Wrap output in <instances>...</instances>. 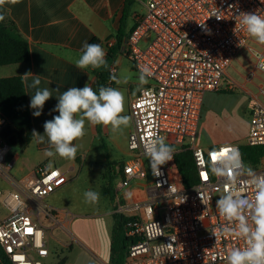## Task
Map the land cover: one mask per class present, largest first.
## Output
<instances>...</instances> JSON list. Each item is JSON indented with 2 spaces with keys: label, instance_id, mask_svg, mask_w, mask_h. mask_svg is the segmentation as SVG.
<instances>
[{
  "label": "built area",
  "instance_id": "1",
  "mask_svg": "<svg viewBox=\"0 0 264 264\" xmlns=\"http://www.w3.org/2000/svg\"><path fill=\"white\" fill-rule=\"evenodd\" d=\"M241 11L264 15V0H146L125 40L122 51L134 70L140 74L148 67L152 75L129 105L130 158L120 169L119 187L145 179L150 172L152 188L147 201L122 206L132 218L126 234L133 240L124 264H227L228 253L245 245L235 232H222L231 222L215 207L227 185L226 177L217 176L213 168L237 153L234 166L239 168L243 164L239 146L204 150L196 144L204 96L225 86L227 91H241L249 97L245 144L264 148V54L247 46L252 38L237 19ZM107 45L112 46L111 42ZM245 50L252 52L255 63L241 84L229 79L227 72ZM116 73L115 65H110L106 87H115L110 76ZM6 125L0 115V179L18 189L6 193L0 189V249L5 264H44L49 250L37 214L45 216L47 211L34 215L28 201H40L60 190L68 181L67 172L42 167L16 180L15 155L2 137ZM154 136L165 138L175 148L174 155L179 150L192 153L197 171L193 187L187 189L179 181L174 155L153 174L146 151ZM250 167L264 173V155ZM246 191L251 196L254 189L248 185ZM161 243L170 246L157 254L155 248Z\"/></svg>",
  "mask_w": 264,
  "mask_h": 264
},
{
  "label": "crops",
  "instance_id": "2",
  "mask_svg": "<svg viewBox=\"0 0 264 264\" xmlns=\"http://www.w3.org/2000/svg\"><path fill=\"white\" fill-rule=\"evenodd\" d=\"M138 1H142V9L144 11L146 0H19L16 4L7 3L1 9L6 11L10 19L14 22L19 34L28 43L29 61L23 64L0 67V78L21 77L24 73L30 71L34 75H40L41 87L57 88L60 86L61 91H63L67 90L69 87L75 86L82 88L85 83L88 82L94 89L96 81L94 73L99 69L93 70L89 68L81 70L75 65V61L80 55L82 45L85 42L90 43L92 39H97L102 47H105L107 43L111 42V47L113 48L117 45V37L120 33L121 46L120 49L117 50L111 65H115L117 71L116 76L118 79L122 80L116 58L117 56L125 57L130 62L131 69L134 70L131 61L122 51V48L126 38L135 26L136 17L140 15V13L134 9V5ZM249 43L256 45L258 47L256 51L264 54V45L258 43L254 38H252ZM247 46L250 47L249 45ZM237 61L238 59L228 70L227 75L229 79L231 78L243 84L245 79L248 78L249 72L254 71V67L247 70L246 75H242L235 69ZM231 69L236 71L235 75H232L230 72ZM255 75L259 77L260 73L255 72ZM31 79L32 77H29V80ZM254 83L259 84V81L254 80ZM122 84H126L125 111L123 115L130 117L129 105L138 94L139 90L138 88L135 90L131 89V83L129 82H121L118 84L115 81L114 88L122 90ZM144 86H142V88ZM24 88L29 106L30 95L34 90L26 88L25 86ZM253 88L255 89V87H250L251 91H253ZM220 92L228 91L225 86H223L217 93ZM53 95L54 96L46 102L43 112L39 117H34L32 115V110L29 108L32 129L41 134H43L44 131V122L58 115V113L52 111L58 102L55 96L58 95V93L53 92ZM206 95L204 96L203 105ZM214 123V115H212L209 121L210 127H214ZM85 129L86 134L84 137L73 142L79 145L77 155L74 159L47 156L45 151L48 147L47 143L36 144L31 142L24 151L15 154L14 157L16 161L23 154H28L30 157L34 158L31 167L24 176L32 174L42 167H55L67 172L68 183L72 178L69 174H75V172L89 160V151L94 143L100 144L105 159V161L102 160L99 162L98 159H95L91 154L92 158L95 160L94 164L97 163L96 165L99 164L101 166L105 163L114 165L122 158H127L126 161L130 158L127 150V140L132 129L131 119L129 126L124 127L122 131L113 132L110 126L106 127L100 125L97 127L87 122ZM221 145L236 144L229 139H219L209 147L213 148ZM114 153L117 156H113ZM123 164L124 162L119 163L118 176ZM18 173L19 170L13 175H18ZM24 176L20 177V179ZM148 178L149 180H147V182L139 183ZM179 181L182 184L180 176ZM132 182L135 183L137 187L128 186L120 191L123 203L147 201L149 192L152 188L151 173L149 172L145 179L134 180ZM0 183H3L13 190L16 189L4 180L0 179ZM108 214L112 219L109 242L106 241L103 245L100 241L93 245L90 243V246L86 248L92 254V260H94L95 264H109L113 218L111 213ZM107 245L109 247L108 256L104 253V246ZM69 247L71 249V246ZM0 264H3L1 259Z\"/></svg>",
  "mask_w": 264,
  "mask_h": 264
},
{
  "label": "clouds",
  "instance_id": "3",
  "mask_svg": "<svg viewBox=\"0 0 264 264\" xmlns=\"http://www.w3.org/2000/svg\"><path fill=\"white\" fill-rule=\"evenodd\" d=\"M18 2L19 0H0V8L7 3ZM4 18L0 15V21ZM237 19L249 37L264 45V15L256 11H241ZM106 55L105 49L100 44L85 42L75 65L81 70L108 69ZM151 75L148 67L140 70L138 90L149 83L148 78ZM21 77L23 85L34 90L30 95L29 103L34 117L42 114L46 102L54 96L53 92L58 93L55 95L58 102L52 109L58 115L44 122L43 134L36 130L31 133L33 143H47L48 147L45 151L49 157L74 159L79 145L73 142L82 139L86 134V122L92 126H110L113 132L122 131L124 127L129 126L130 117L123 115L125 95L118 88L101 86L97 91L86 82L82 88L75 86L61 91L60 86L41 87L40 75H34L30 71ZM29 77L32 79L29 80ZM110 79L119 84L128 83L130 77L124 76L121 80L112 74ZM174 153L175 148L169 145L165 138L153 137L148 144L146 155L154 175L172 159ZM237 159H239L238 153L222 160V166L213 168L217 176L226 177L227 186L215 204L217 213L231 222L222 228V232H235L245 241L243 248L236 247L228 253L227 264H264V173H257L250 166L243 164L236 168L234 165ZM248 185L254 189L251 196L246 191ZM84 199L87 203H98L100 193L89 189L84 192ZM154 227L158 225L154 224ZM213 234L215 236V233ZM169 246L170 244H158L155 251L161 254Z\"/></svg>",
  "mask_w": 264,
  "mask_h": 264
},
{
  "label": "rangeland",
  "instance_id": "4",
  "mask_svg": "<svg viewBox=\"0 0 264 264\" xmlns=\"http://www.w3.org/2000/svg\"><path fill=\"white\" fill-rule=\"evenodd\" d=\"M142 7V1H138L134 5V9L140 14L143 12ZM248 45L254 50H258L256 45L252 43H248ZM103 48L108 52L110 47L106 45ZM116 60L121 77L129 76L128 82L131 83V89H137L139 74L131 69V64L125 57L117 56ZM254 63L255 59L252 52L245 50L238 57L235 69L240 74L246 75L247 70L254 67ZM236 71L230 70L232 75H235ZM261 77V80L264 81V75ZM125 89L126 84H122L121 91L124 95L126 94ZM253 91L257 93L254 88ZM249 113V97L244 92L208 93L201 113L202 118L196 140L197 146L207 150L211 148L209 147L211 144L219 139H229L239 146V149L244 145L246 146ZM212 115H214V127H210L209 124ZM89 152V160L75 174H69L72 178L65 186L40 201H28L34 208V215L40 211H47L45 216L42 213L37 214L45 229L44 238L48 243L49 250V257L44 261V264H64L65 262V264H95L92 260V254L86 248L90 246V243L93 245L100 241L103 245L106 241L109 242L112 219L108 213L120 212L127 217L130 215L122 210L124 209L122 207L124 203L118 176L119 163L125 162L127 158L118 160L109 168V163L101 166L96 165L97 163L94 164V158L98 159L99 162L105 161L100 144L94 143ZM113 156L117 155L114 153ZM33 161L34 158L30 155H21L13 170V174L17 170H19V173L13 175L14 178L18 180L24 176ZM243 164L246 165L244 161ZM147 180L149 178L139 183H145ZM10 185L18 189L15 184L10 183ZM129 187H137V185L132 182ZM0 189L4 193L13 190L3 183H0ZM89 189L100 193L98 203L85 202L84 192ZM69 246H71V249ZM108 250V245L104 246V253L107 256Z\"/></svg>",
  "mask_w": 264,
  "mask_h": 264
},
{
  "label": "trees",
  "instance_id": "5",
  "mask_svg": "<svg viewBox=\"0 0 264 264\" xmlns=\"http://www.w3.org/2000/svg\"><path fill=\"white\" fill-rule=\"evenodd\" d=\"M0 15L5 18L0 21V67L23 64L29 61L28 43L19 34L14 22L10 19L6 11L0 8ZM116 47H111L106 53V59L110 66L114 60L117 50L120 49V33L117 37ZM90 43L100 44L97 39H92ZM108 69L96 71L94 90L105 86L108 78ZM0 115L7 120V125L2 131V137L8 142L11 154L24 151L32 142V123L27 95L22 78L20 76L0 78ZM100 125H97L99 127ZM242 161L247 166L255 167L261 156L264 155L262 147H240ZM174 163L181 178L182 185L189 189L197 183V171L192 153L188 150H179L174 155ZM112 164H109L111 168ZM113 228L110 242L109 264H124L125 256L130 245L133 243L131 237L126 234L127 222L132 220L120 212L112 214ZM0 259L5 264L3 252L0 249ZM65 260L63 261V263Z\"/></svg>",
  "mask_w": 264,
  "mask_h": 264
}]
</instances>
